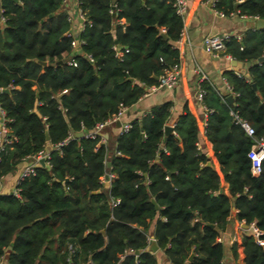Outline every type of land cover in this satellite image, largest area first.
Returning a JSON list of instances; mask_svg holds the SVG:
<instances>
[{
	"label": "trees",
	"instance_id": "1",
	"mask_svg": "<svg viewBox=\"0 0 264 264\" xmlns=\"http://www.w3.org/2000/svg\"><path fill=\"white\" fill-rule=\"evenodd\" d=\"M73 1L87 22L77 53L61 0H0V88L7 90L0 92V109L12 138L0 151V177L50 147L48 164L16 184L17 196L0 194V260L8 250L6 264H156L147 242L154 220V244L170 264H221L216 236L232 208L236 222H254L261 231V245L241 238L243 264H264V158L251 177L252 141L228 115L236 111L264 139V27L225 43L224 53L249 63L245 77L223 73L232 105L205 80L198 83L204 135L221 175L197 147L186 107L164 135L169 102L128 122L106 168L105 144L73 133L85 134L133 105L177 64L172 43L182 21L169 0ZM212 6L223 16L264 19V0ZM106 171L113 177L103 187Z\"/></svg>",
	"mask_w": 264,
	"mask_h": 264
},
{
	"label": "crops",
	"instance_id": "2",
	"mask_svg": "<svg viewBox=\"0 0 264 264\" xmlns=\"http://www.w3.org/2000/svg\"><path fill=\"white\" fill-rule=\"evenodd\" d=\"M64 10L66 14L71 17L68 31L74 39H78L81 32V20L76 14L75 2L72 0L68 6H65ZM256 20L257 19L249 16H239L235 12L227 16L219 15L213 9L209 0H187V10L182 21L183 35L180 39L172 43L173 47L178 52L177 65L179 68V76L176 86L172 90L158 89L142 96L136 103L124 110L120 122L124 123L133 119H138L143 114L149 112L151 108L164 102H169V117L165 125L170 126V133H173L172 122L182 109L186 107L188 112L195 119L197 128V147L208 157L207 162H209V166H211L218 175H221L211 149V143L204 135L206 114L194 99L195 86L199 82L205 80L217 94L220 96H227L222 80L224 79L223 73L225 71H233L235 74L245 77L247 66L224 52L219 53L217 56L210 55L204 50L202 39L208 35H218L222 33H227L232 36L238 35L241 38L246 31L259 29L256 26ZM75 48L74 52H79L78 47ZM118 134L119 126L117 122L106 125L100 131V135L104 139V144L107 148L105 155L106 168L109 167V157L114 152L115 138ZM49 148V146H46L43 151L47 153ZM23 165L24 163L20 161L12 171L0 177V194H13ZM107 173L109 172L106 171L104 175ZM108 184L109 182H103L102 186L107 187ZM221 186L223 190L226 191V182L221 181ZM234 213L235 210L231 208V215L230 218H228L226 227L224 230L219 231L216 236L221 239L220 243L223 246L221 264H243L240 240L243 236H249L250 230L243 222H236ZM153 222L154 220L150 221L147 229L148 249L151 245H155L152 238ZM231 240H233V242H230ZM231 245H234V254L231 250ZM7 253L8 250H4L0 260L3 264L6 262ZM151 253H153L155 257L156 264H170L165 259L162 251L157 247L155 251Z\"/></svg>",
	"mask_w": 264,
	"mask_h": 264
},
{
	"label": "built area",
	"instance_id": "3",
	"mask_svg": "<svg viewBox=\"0 0 264 264\" xmlns=\"http://www.w3.org/2000/svg\"><path fill=\"white\" fill-rule=\"evenodd\" d=\"M72 0H61L63 6H68L69 3ZM171 2V5L174 9V13L181 19V21H183L184 19V15L186 13L187 10V0H169ZM211 4H213V0H209ZM75 2V1H74ZM75 6H76V14L77 17L81 20V31L84 28V25L86 22L82 12L80 11V9L78 8L76 2H75ZM218 13V12H217ZM219 15H221L220 13H218ZM254 19H256V17H252ZM66 20L68 21V23L71 22V17L69 15H66ZM0 22H3V17L0 16ZM67 35L71 37V46L74 49H76L75 47H78V49L80 48V45L83 43V41L81 39H74L69 31L67 32ZM183 32L182 29L179 33V37L177 38L180 39V37H182ZM235 39L236 41H239L240 37L238 35L236 36H232L229 35L227 33H222V34H218V35H208L203 37L202 39V45L204 50L209 53L212 56H217L219 53L223 52L225 49V43L227 41H229V39ZM117 55V53H116ZM88 60L91 61V58L89 56H87ZM68 64H73V62L68 61ZM238 76H240L239 74H237ZM178 76H179V68L177 64H174L172 66H170L169 68H167L160 76H158L156 78V83L152 84L150 86H148L145 90V92L143 93V96L154 92L158 89H165V90H172L177 82H178ZM223 83L227 92V96H231L233 98L234 93L230 90L229 86L227 85V83L225 82L224 79ZM4 89L0 88V92H2ZM204 94V90L200 87L199 84H196L195 86V91H194V99L196 101V103L202 107V109L204 110L205 114H206V110L202 104V96ZM226 96V97H227ZM224 97V98H226ZM222 98V100L224 99ZM233 104V101H232ZM231 104V105H232ZM126 108L125 107H119L117 109V112L114 113L113 115H111L109 118H107L106 120L102 121V122H97L93 125L92 129L87 131L85 134L82 133V135H84L85 137L88 138H98V142L100 143H104V139L102 138V136L100 135V131L108 124L114 123V122H118L119 123V132H126L129 128V123L128 122H124L121 123L120 122V118L124 112ZM228 115L230 116V119L233 123H235L236 125H238L245 133L246 136H248L251 139V145L249 147V149L246 152V157L249 160V174L251 177L255 178L259 175L260 173V164L261 161L264 158V139L262 137H256L254 136V130L253 128L243 119L241 118L236 111L230 109L228 111ZM7 122V119L5 118L4 112L0 109V151L3 149V146L5 144H9L12 140L11 137L8 138V136L6 137L4 134L7 133V128L5 126V123ZM39 159L43 160V166H46L48 164L47 159V153H45L44 151H38L33 155L24 157L21 159V161L24 163L19 176H18V180L17 183L23 179L29 178L31 176H33L36 172V168L39 167ZM113 175L111 173H107L104 176H102L100 178V183L102 184L103 182H109L112 179ZM17 191L18 189L16 187H14L13 190V194L17 196ZM118 202L117 199L112 201V205H115ZM242 223V222H240ZM248 226V229L250 230L249 236H251L253 238V240L261 245L262 241L259 239V236L261 234V231H259L255 225L254 222H250L248 224H246ZM216 242H221L220 238L216 237ZM230 242H233V240H231ZM0 264L1 263L0 261ZM6 264V263H4ZM71 264V263H70Z\"/></svg>",
	"mask_w": 264,
	"mask_h": 264
},
{
	"label": "water",
	"instance_id": "4",
	"mask_svg": "<svg viewBox=\"0 0 264 264\" xmlns=\"http://www.w3.org/2000/svg\"><path fill=\"white\" fill-rule=\"evenodd\" d=\"M256 26L258 27V28H261V27H263L264 26V20L263 19H257L256 20ZM163 37H165V36H163ZM262 60V57H259L258 58V61H261ZM249 65V63H245V66H248ZM251 87L252 88H255L254 87V84H251ZM7 90L6 89H4L2 92H6ZM232 101H233V98L231 97V96H227L226 97V102H227V104L228 105H231L232 104ZM117 125L119 126V123L117 122ZM171 132V127L170 126H168V125H164L163 126V133H164V135H166V134H168V133H170ZM73 135L75 136V137H80V136H82V132H74L73 133ZM45 139H47V135L45 134ZM38 163H39V166H41V167H43V160L42 159H39V161H38ZM207 165H209V162H207L206 163ZM108 165V164H107ZM210 226H212V225H210ZM149 249H150V251L151 252H154L155 251V249H156V246L155 245H151L150 247H149ZM135 254H137V252H135ZM191 258V255L189 256V258H188V260Z\"/></svg>",
	"mask_w": 264,
	"mask_h": 264
}]
</instances>
